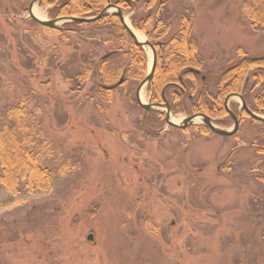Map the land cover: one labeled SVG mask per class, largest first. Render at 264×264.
<instances>
[{
  "label": "rangeland",
  "instance_id": "374dc122",
  "mask_svg": "<svg viewBox=\"0 0 264 264\" xmlns=\"http://www.w3.org/2000/svg\"><path fill=\"white\" fill-rule=\"evenodd\" d=\"M32 1L22 13L16 1L0 0V129L7 109L22 104L42 135L34 145L42 162L65 168L46 191L29 192L20 182L11 196L0 187V264H232L239 222L254 188L246 170L264 161L252 149L258 129L246 119L234 137L220 138L198 121L164 134L161 111L153 109L143 120L135 99L138 85L123 82L106 91L90 76L73 93L61 72L67 57L90 49L95 64L116 51L120 55L105 64L123 67L129 61L125 49L106 44L112 30L98 29L102 26L95 22L71 31L64 27L68 23L40 26L28 14ZM147 1L122 13L140 42L152 37L153 20L142 18ZM179 1L192 8L191 36L206 76L236 63L238 56L264 58V31H255L244 14L252 0H168ZM51 10L38 1L32 14L55 20ZM142 49L147 73L152 54ZM93 64L85 67L93 70ZM175 93L166 92L169 102ZM139 97L143 104L152 102L148 85ZM182 104L171 122L179 124L193 113L187 99ZM228 106L233 112L241 108L234 97ZM213 125L230 130L232 122L227 117ZM230 164L249 180L242 189L224 173ZM192 179L199 181L193 188Z\"/></svg>",
  "mask_w": 264,
  "mask_h": 264
},
{
  "label": "trees",
  "instance_id": "16d2710c",
  "mask_svg": "<svg viewBox=\"0 0 264 264\" xmlns=\"http://www.w3.org/2000/svg\"><path fill=\"white\" fill-rule=\"evenodd\" d=\"M14 1H16L15 9L19 8V11L24 13L27 10L26 5L31 0ZM139 2L140 0H39V3H44L52 9L51 14L54 19L97 16L107 4L120 8L122 11H131ZM173 4L175 3L170 5L168 0H148L145 4L146 14L142 17H146L144 22L149 18L153 20L152 37H148L147 34V38L153 43L156 51V66L150 83L151 101L161 102V97L166 96L169 89H178L179 91L175 93V98L172 100L173 113H175V108L183 105L182 100L187 99L192 104V112L203 113L218 123L224 118H229L223 106L225 97L231 94H241L253 112L264 116L263 57L238 56L239 60L236 63L227 64L221 68L216 74L211 75L212 80L206 83L203 89L198 93L195 91L196 85L201 84L200 80L190 73H184V69L188 67L204 71L203 63L198 57L196 40L191 36L193 11L184 1L175 4L177 7H174L180 9L179 11L173 9ZM244 14L255 31H264V0H252L250 5H245ZM79 25L83 24L68 23L64 27L71 31L72 28ZM88 25L92 26V23ZM94 25L102 26L98 29L103 31L105 30L104 26L110 27L112 30L111 40L113 39V41L106 40V44L109 41L114 42V45L112 44L114 48L125 49L129 61L123 67L119 64L115 65V63L106 66L105 63L108 59L120 55L114 50H112L114 52L111 51L110 57L104 61L100 60L99 62L98 60L95 64L91 61L93 56H90L92 54L90 49L84 56L83 54L80 56L70 55L61 72L62 75H65L66 81L71 84L72 92H80L90 76L96 87L100 86L101 88L116 84L119 79L114 82L115 78L123 75L125 84L139 85L146 76L143 49L133 39L127 38L128 34L117 16H107L95 22ZM175 28V33L171 34ZM136 29L143 31V28L136 27ZM238 53L242 54L240 50ZM86 63L88 65L92 63L93 70L86 68ZM247 76H249V81L244 87ZM179 77L182 78L183 83L179 81ZM251 81L252 83H250ZM256 89L258 90L255 91ZM101 93L104 96L107 94L106 91H101ZM188 94H192V99L188 98ZM93 107L98 111H104L95 104ZM149 113L143 117V120H147L146 116ZM158 115L163 121L164 114L158 113ZM246 119L249 120L250 125L258 129V136L253 141L254 148L252 149L263 161L264 123L256 122L242 113L240 127ZM41 137L40 130L22 104L7 109L6 123L0 129V187L7 194L16 196L20 182H24V186L29 192L33 190L46 191L53 186L57 175L63 173L65 167H62V170L50 169L42 162L41 154L37 153L34 148L35 141L38 142L37 140ZM255 141L258 142L257 145ZM236 169L238 167L230 164L228 168H225V171L221 170L240 184V189H242L248 183H245V176L236 174ZM246 171L254 188L250 192L251 198L248 200L245 218H241L239 222L242 232L238 233V245L235 252L233 251L234 255L231 261L232 264H264V161L259 165H249ZM241 179H244L243 183ZM191 182L193 188L199 181L192 179ZM0 207H4V205L0 204ZM16 214L17 211L10 213L11 216Z\"/></svg>",
  "mask_w": 264,
  "mask_h": 264
},
{
  "label": "water",
  "instance_id": "95a60500",
  "mask_svg": "<svg viewBox=\"0 0 264 264\" xmlns=\"http://www.w3.org/2000/svg\"><path fill=\"white\" fill-rule=\"evenodd\" d=\"M39 0H33L29 6V17L37 24H39L42 27L45 28H49V29H53L56 27V24L58 23H93V22H97L100 21L102 19H104L105 17L109 16V10H115L116 13H114L113 15H117L121 25L123 26V28L125 29V31L127 32V34L129 35V37L131 39L134 40V42L140 46V47H148L151 50V54H152V58H151V65L150 68L147 72L146 77L144 78V80L138 85L136 92H135V98L137 101V104L139 105V107L144 111V114L148 113V111L150 110H164L165 112V124L167 127H173V128H177L180 130H185L191 126L194 125V123L196 121H199L202 123V125H204L205 127H207L213 134L219 136V137H232L233 135H235L238 131L239 128V124H240V116H236L229 108H228V101L235 97L239 100L240 102V107L241 110L252 120L256 121V122H260V123H264V116H260L257 115L255 113H253L249 107L246 105L244 99L237 94L234 95H229L224 103V108L228 114V116L231 118L233 125L231 127L230 130H224V129H220L217 128L213 125L211 119L209 117H207L206 115L203 114H197V115H192V116H188L186 117L183 121H181L179 124L176 123H172L171 122V112H170V107L167 103H164L163 105L161 104H154V105H149V104H143L140 101V92L142 90V88L145 85H148L153 78V74H154V70H155V66H156V52L154 49V46L152 43L148 42V41H143L140 42L136 39L135 34L130 30V28H128V26L124 23L123 20V16H122V11L119 8H116L110 4H108L101 12L99 15L92 17V18H80V17H68V18H60V19H56V20H50V21H42V20H38L37 18H35L32 14V7L33 5L38 2ZM111 54H107L105 55L101 61H104L105 59H107ZM186 71L189 72H194L195 74H197L198 76L201 75V73L199 71H196L194 69L188 68ZM123 78H121L114 86L112 87H104V89L106 90H114L116 88H118L122 83H123Z\"/></svg>",
  "mask_w": 264,
  "mask_h": 264
},
{
  "label": "flooded vegetation",
  "instance_id": "af4514ba",
  "mask_svg": "<svg viewBox=\"0 0 264 264\" xmlns=\"http://www.w3.org/2000/svg\"><path fill=\"white\" fill-rule=\"evenodd\" d=\"M188 68H191V69H194V70H196V71H199L200 73H201V75L200 76H198L197 74H195L194 72H189V71H186ZM188 68H185L184 69V73H190V74H192V75H194L195 76V78L196 79H199L200 80V82H201V84L200 85H196V88H195V91L198 93V91H200L201 89H203L204 87H205V85H206V83H208L210 80H212V78H211V76H206V74L204 73V71H200V70H198V69H195V68H192V67H188ZM248 79H249V76H248ZM179 81H182V78L181 77H179ZM184 81H182V83H183ZM247 84H245L244 83V87L246 86ZM179 90L177 89V92H178ZM182 93H183V91H181ZM237 95H241V94H237ZM229 95H227L226 97H225V99H224V103H225V100H226V98L228 97ZM242 96V95H241ZM188 98L189 99H192V94H188ZM164 103H167L168 105H169V107H170V110H171V112H172V114H173V108H172V105H173V102L171 101V102H169L168 100H167V98H166V96H162L161 97V102H151V103H149V105H154V104H161V105H163ZM223 106H224V104H223ZM242 113H244V112H242V111H235L234 112V114L236 115V116H240V122H242L241 120H242ZM197 114H203V113H200V112H193V113H191L189 116H192V115H197ZM203 115H205V114H203ZM207 116V115H206ZM208 117V116H207ZM165 119V118H164ZM240 128V127H239ZM202 129H204L207 133H209V134H211L212 135V132L208 129V128H204V127H202ZM168 130H179V129H177V128H169ZM168 130L167 131H164V134H166L167 132H168ZM180 131V130H179Z\"/></svg>",
  "mask_w": 264,
  "mask_h": 264
},
{
  "label": "bare ground",
  "instance_id": "6f19581e",
  "mask_svg": "<svg viewBox=\"0 0 264 264\" xmlns=\"http://www.w3.org/2000/svg\"><path fill=\"white\" fill-rule=\"evenodd\" d=\"M136 35H137V34H135V36H136ZM137 37H138V35H137ZM137 37H136V39H137V40H140L139 37H138V38H137Z\"/></svg>",
  "mask_w": 264,
  "mask_h": 264
}]
</instances>
